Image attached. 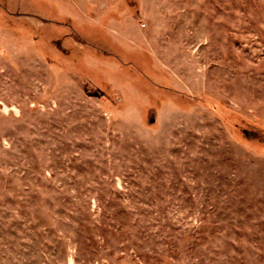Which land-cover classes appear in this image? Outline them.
<instances>
[{"label":"rangeland","instance_id":"1","mask_svg":"<svg viewBox=\"0 0 264 264\" xmlns=\"http://www.w3.org/2000/svg\"><path fill=\"white\" fill-rule=\"evenodd\" d=\"M56 1L0 0V264H264V0Z\"/></svg>","mask_w":264,"mask_h":264},{"label":"crops","instance_id":"2","mask_svg":"<svg viewBox=\"0 0 264 264\" xmlns=\"http://www.w3.org/2000/svg\"><path fill=\"white\" fill-rule=\"evenodd\" d=\"M56 2H57L56 0H33V3H35V4H37L39 6V9H40V6H41V7H44V8H50V10L51 9L54 10V7L57 6V3ZM67 4L68 3H67L66 0L65 1H60L59 7L65 9V11H67V12H65L63 14L64 16L73 18L72 15L69 14L70 6L67 5ZM38 12H40V11H38ZM54 12H55V10H54ZM119 27L120 26L118 25V28Z\"/></svg>","mask_w":264,"mask_h":264}]
</instances>
